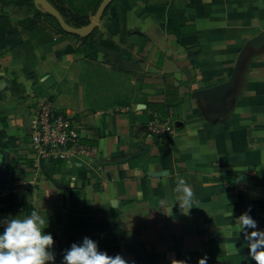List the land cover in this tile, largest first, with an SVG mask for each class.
<instances>
[{
  "label": "crops",
  "instance_id": "crops-1",
  "mask_svg": "<svg viewBox=\"0 0 264 264\" xmlns=\"http://www.w3.org/2000/svg\"><path fill=\"white\" fill-rule=\"evenodd\" d=\"M59 1L90 21L103 2ZM61 28L0 0V217L47 212L56 264L85 236L135 264H255L234 222L264 227V0H110L92 37ZM43 96L86 153L39 156Z\"/></svg>",
  "mask_w": 264,
  "mask_h": 264
},
{
  "label": "clouds",
  "instance_id": "clouds-1",
  "mask_svg": "<svg viewBox=\"0 0 264 264\" xmlns=\"http://www.w3.org/2000/svg\"><path fill=\"white\" fill-rule=\"evenodd\" d=\"M174 191L180 210L187 209L189 213L195 194L183 176L176 177ZM49 223V214L35 208L28 215L0 217V264H56L54 236L45 231ZM234 224L250 260L264 264V227L251 214V207L236 217ZM208 260L205 254L198 258L197 264H208ZM182 262L190 264L188 260ZM62 264H135V261L126 260L118 252L110 255L100 249L97 241L85 236L64 251Z\"/></svg>",
  "mask_w": 264,
  "mask_h": 264
},
{
  "label": "built area",
  "instance_id": "built-area-1",
  "mask_svg": "<svg viewBox=\"0 0 264 264\" xmlns=\"http://www.w3.org/2000/svg\"><path fill=\"white\" fill-rule=\"evenodd\" d=\"M159 133L161 130L151 127ZM32 134L35 148L42 159L64 158L73 160L77 153H86L82 134L74 116L55 109L48 97H40L32 120Z\"/></svg>",
  "mask_w": 264,
  "mask_h": 264
},
{
  "label": "water",
  "instance_id": "water-1",
  "mask_svg": "<svg viewBox=\"0 0 264 264\" xmlns=\"http://www.w3.org/2000/svg\"><path fill=\"white\" fill-rule=\"evenodd\" d=\"M109 1L110 0H103L98 11L96 12L94 19L91 20L87 25L77 27V26H73L69 24L65 20L61 12L49 0H34L35 4L37 5L39 9L46 11L52 14L53 16H55L58 19L63 29H65L66 31L70 33H73V34H76L82 37L88 36L94 31V29L96 28L97 24L100 21V16L103 13Z\"/></svg>",
  "mask_w": 264,
  "mask_h": 264
},
{
  "label": "trees",
  "instance_id": "trees-1",
  "mask_svg": "<svg viewBox=\"0 0 264 264\" xmlns=\"http://www.w3.org/2000/svg\"><path fill=\"white\" fill-rule=\"evenodd\" d=\"M51 1L53 5L61 12L63 17L69 24L74 25V26H83L90 22V19L86 16H83L77 13H71L67 8H65L62 5L61 1L59 0H51ZM92 36H93V33L90 36L83 38V39H88Z\"/></svg>",
  "mask_w": 264,
  "mask_h": 264
}]
</instances>
